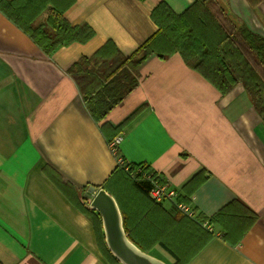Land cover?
<instances>
[{
  "label": "crops",
  "instance_id": "1",
  "mask_svg": "<svg viewBox=\"0 0 264 264\" xmlns=\"http://www.w3.org/2000/svg\"><path fill=\"white\" fill-rule=\"evenodd\" d=\"M160 1L180 13L195 0H74L65 18L94 34L50 56L0 11V264H110L73 202L88 206L86 190L121 158L150 165L178 198L190 191L189 216L204 215L214 237L186 264H264V122L241 84L223 94L180 54L148 56L137 86L106 115L115 129L135 114L114 153L68 73L108 40L131 54L157 30L151 11ZM216 4L236 28L264 37V0ZM159 203L176 213L171 200ZM231 203L257 215L236 244L222 238V223L207 222ZM146 253L175 262L159 244Z\"/></svg>",
  "mask_w": 264,
  "mask_h": 264
},
{
  "label": "trees",
  "instance_id": "2",
  "mask_svg": "<svg viewBox=\"0 0 264 264\" xmlns=\"http://www.w3.org/2000/svg\"><path fill=\"white\" fill-rule=\"evenodd\" d=\"M73 1L0 0V11L50 56L60 46L85 42L94 34L87 23L71 25L65 18L64 11ZM247 1L251 6L259 2ZM219 11L216 0H195L180 13L160 1L151 11L157 30L131 54L124 55L108 40L90 57L82 56L72 64L68 73L90 116L100 124L107 143L135 116L113 129L106 121L107 113L137 86L138 67L152 54L161 59L180 54L188 67L198 71L223 94L241 84L264 122V37L245 25L236 28L227 15L219 16ZM42 13L44 20L37 23ZM120 160L100 187L115 198L128 238L144 252L159 244L175 258L173 264H186L214 237L202 225L205 216L199 213L192 218L178 209L174 214L169 213L150 197L151 181L146 176L154 172L150 165ZM194 178L195 175L183 187L191 185ZM58 185L68 194L64 186ZM189 193L185 189V194L177 200L189 203ZM73 203L92 220L98 246L106 260L121 264L105 244L99 213L85 202ZM239 208H243L241 204L231 203L218 217L207 219L222 223L225 230L222 238L232 244L246 231L244 224H252L257 218L251 210L245 212Z\"/></svg>",
  "mask_w": 264,
  "mask_h": 264
},
{
  "label": "water",
  "instance_id": "3",
  "mask_svg": "<svg viewBox=\"0 0 264 264\" xmlns=\"http://www.w3.org/2000/svg\"><path fill=\"white\" fill-rule=\"evenodd\" d=\"M89 208L101 218L104 241L112 255L121 264H166L162 260L140 250L127 236L122 215L115 198L103 187L91 185L85 192Z\"/></svg>",
  "mask_w": 264,
  "mask_h": 264
},
{
  "label": "built area",
  "instance_id": "4",
  "mask_svg": "<svg viewBox=\"0 0 264 264\" xmlns=\"http://www.w3.org/2000/svg\"><path fill=\"white\" fill-rule=\"evenodd\" d=\"M123 136L122 134L115 135L107 144L111 151L114 153L118 150V145L122 141ZM121 162V160H119ZM157 173H149L146 174L147 178L151 181V188H150V197L156 201L160 202L165 199L171 200L174 203L176 208L180 211L188 215H192V211L186 203H183L178 198V192L176 189L172 188L166 181H163L159 177H157Z\"/></svg>",
  "mask_w": 264,
  "mask_h": 264
},
{
  "label": "rangeland",
  "instance_id": "5",
  "mask_svg": "<svg viewBox=\"0 0 264 264\" xmlns=\"http://www.w3.org/2000/svg\"><path fill=\"white\" fill-rule=\"evenodd\" d=\"M85 198H86V196H85Z\"/></svg>",
  "mask_w": 264,
  "mask_h": 264
}]
</instances>
